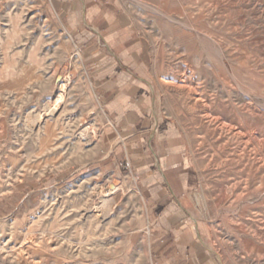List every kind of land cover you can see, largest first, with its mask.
I'll list each match as a JSON object with an SVG mask.
<instances>
[{
  "label": "rangeland",
  "instance_id": "rangeland-1",
  "mask_svg": "<svg viewBox=\"0 0 264 264\" xmlns=\"http://www.w3.org/2000/svg\"><path fill=\"white\" fill-rule=\"evenodd\" d=\"M153 1L146 75L193 217L221 264H264V0ZM105 124L52 0H0V264H155L134 181L102 170Z\"/></svg>",
  "mask_w": 264,
  "mask_h": 264
},
{
  "label": "crops",
  "instance_id": "crops-1",
  "mask_svg": "<svg viewBox=\"0 0 264 264\" xmlns=\"http://www.w3.org/2000/svg\"><path fill=\"white\" fill-rule=\"evenodd\" d=\"M52 2L64 33L81 53L104 116L102 170L116 181L122 173L134 181L149 217L155 264H221L208 244V228L193 217L196 176L185 141L156 109L150 91L149 44L140 26L155 11L154 1Z\"/></svg>",
  "mask_w": 264,
  "mask_h": 264
},
{
  "label": "built area",
  "instance_id": "built-area-1",
  "mask_svg": "<svg viewBox=\"0 0 264 264\" xmlns=\"http://www.w3.org/2000/svg\"><path fill=\"white\" fill-rule=\"evenodd\" d=\"M113 195H114V192L113 191L112 192H106L105 193L106 198H109V199H111L113 197ZM0 227H1V223H0Z\"/></svg>",
  "mask_w": 264,
  "mask_h": 264
},
{
  "label": "bare ground",
  "instance_id": "bare-ground-1",
  "mask_svg": "<svg viewBox=\"0 0 264 264\" xmlns=\"http://www.w3.org/2000/svg\"><path fill=\"white\" fill-rule=\"evenodd\" d=\"M61 90H62V92L65 91V90H64V86H62ZM59 101H62V99L59 98Z\"/></svg>",
  "mask_w": 264,
  "mask_h": 264
}]
</instances>
